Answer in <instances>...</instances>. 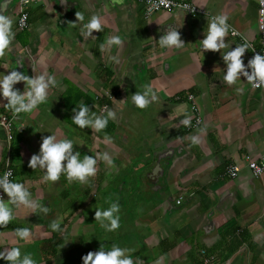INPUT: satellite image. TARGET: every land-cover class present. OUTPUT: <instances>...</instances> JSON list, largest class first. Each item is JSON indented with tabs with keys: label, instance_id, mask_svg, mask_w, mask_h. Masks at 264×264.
Returning a JSON list of instances; mask_svg holds the SVG:
<instances>
[{
	"label": "crops",
	"instance_id": "crops-1",
	"mask_svg": "<svg viewBox=\"0 0 264 264\" xmlns=\"http://www.w3.org/2000/svg\"><path fill=\"white\" fill-rule=\"evenodd\" d=\"M67 1L70 5L66 7H59L57 0L27 4L26 38L19 40L15 35L14 51L0 60L2 79L21 67L19 60L10 65L9 55L28 51L35 58L29 76L46 73L58 82L49 89L45 103L31 113H21L19 129L13 123L17 117L5 108L7 101L0 93V115L12 117L13 123L10 142L0 128V177L9 161L15 172L12 181L24 183L32 198L50 209L44 214L13 207L16 219L8 227H0V251L19 246L22 255L30 254L37 264H83L82 256L89 251H98L102 244L109 250L115 243L131 249L132 259L143 264L158 260L161 264H264V175L256 178L247 168L235 178L225 174L228 164L244 165L246 155L264 153V88L252 89L246 77L231 87L222 82L227 70L222 51L242 43L237 35L229 31V47L220 52L202 48L208 21L221 13L228 15L232 28L257 42V0H191L204 12L191 15L174 10L149 18L137 0H123L115 6L112 0ZM77 11L84 14L83 22H77ZM33 13L37 29L30 26ZM94 14L105 27L94 30L96 39L85 41L80 29ZM12 20L16 25V19ZM69 22L77 23L72 26ZM172 27L181 33L183 49L159 46L160 37ZM113 35L121 37L123 47L113 46L109 51L106 46L101 53L99 45ZM117 54L119 64L110 60ZM250 59L249 49L244 63ZM149 83L159 89V102L139 109L131 95L143 92ZM14 87L23 93L25 82ZM237 87L244 89L243 94H237ZM80 103L97 115H106L101 105L107 103V109L117 113L115 121L109 120L111 130L93 133L91 128L75 125L73 109ZM192 105L202 122L194 128L183 127V113L194 115ZM52 133L58 139L73 140L81 159L86 154L108 152L117 164L110 168L99 161L90 185L69 183L63 175L57 183L42 182L45 172L31 169L28 162L33 154H39L42 138ZM105 135L112 138L111 143L105 142ZM193 135H199L200 144L191 143ZM158 157L165 168L163 174L151 173ZM134 165L140 169L141 191L145 188L149 192L143 195L141 211L136 206L124 208L130 205L126 203L122 207L124 211L134 208L136 214L126 227L138 236L120 240L128 233L120 220L122 231L117 238L102 243L80 240L91 228V218L84 214L81 201L96 196V189L112 188L113 178ZM135 185L128 184L127 197L133 192L138 199L142 194ZM117 188L124 186L121 183ZM54 220L60 223L61 231L50 228ZM23 227L33 233L28 243L14 233ZM0 264L8 262L0 259Z\"/></svg>",
	"mask_w": 264,
	"mask_h": 264
},
{
	"label": "clouds",
	"instance_id": "clouds-1",
	"mask_svg": "<svg viewBox=\"0 0 264 264\" xmlns=\"http://www.w3.org/2000/svg\"><path fill=\"white\" fill-rule=\"evenodd\" d=\"M32 0H23V3L30 4ZM151 3L152 0H149ZM260 5V15L264 16V0H257ZM112 4H123V0H112ZM172 7V0H158L155 5L159 7ZM202 6V5H200ZM186 9L195 11V8L184 6ZM203 7V6H202ZM77 22L84 21V14L76 12ZM26 19V18H25ZM229 17L227 14L221 13L213 16L208 21L207 32L202 40L203 51L220 52L229 47L226 39L231 30L233 36L242 35L228 23ZM77 22H69L72 26H76ZM21 25L24 20L20 21ZM105 25L99 15H92L87 23H83L80 29V35L84 40L96 39L93 36L95 31H103ZM16 33L13 31V20L11 17L0 11V60L8 53L13 52V41ZM243 43L229 51H222V58L227 65V70L223 76V83L228 86H234L241 79L246 77V80L251 84L252 89L264 87V55L256 53L250 59L247 65L244 63L243 57L246 50H249L251 45L247 38L242 36ZM161 48L168 49H183L185 42L181 38V33L175 27L169 28L164 35L158 40ZM124 41L118 35L109 36L105 43L99 45V50L103 53L106 50H111L113 46L117 49L122 48ZM255 51V49H252ZM110 60L116 64L120 63L118 54L111 56ZM22 64V63H21ZM6 67V65H4ZM7 68V67H6ZM251 69V71H249ZM35 70V69H34ZM19 82H25V91L21 93L14 86ZM56 77L53 75L41 74L34 77L26 75L20 71L12 70L10 74H6L0 79V93L7 101L4 104L5 108L12 112L14 117H18L21 113H31L37 109L39 105L45 103L48 99L49 89L57 86ZM143 92L137 91L131 95L133 104L139 109H147L154 102H159L158 91L154 89L152 84H145ZM237 94H243L244 89L237 87ZM106 115H97L91 108L84 103H80L78 108H74L75 115L72 121L81 129L91 128L93 133H98L105 130L109 120L115 121L117 113L113 109H105ZM184 118L180 121L183 127H191L193 117L187 112L183 113ZM201 122L197 120V124ZM105 142L111 143L112 138L105 135ZM199 135L191 137L193 145L200 144ZM82 145V144H81ZM103 161L108 167H114L112 156L108 152L96 153V155H84L80 158V152L74 148V141L67 138L58 139L57 135L44 136L40 145L39 154H33L28 162V167L33 170L41 169L45 172L42 177V182H59L61 176H65L69 183L78 182L83 185H90L91 179L95 178L98 172V162ZM256 168V165H252ZM231 171V170H230ZM235 171H239L237 167ZM259 171V170H258ZM234 174V172H233ZM12 172L9 170L0 177V188L7 194V202L0 198V227L6 228L16 219L13 207L16 209L26 208L30 213L42 212L47 214L50 209L47 206L38 203V200L32 198L31 192L24 183L13 182L10 177ZM3 197V196H0ZM11 205V206H10ZM120 204L119 202L110 203V207L105 210L97 208L95 210V221H98L100 227L106 232H115L120 227ZM50 228L53 231H61L60 223L52 221ZM15 236L20 240L28 243L31 241L33 233L30 228H16ZM132 250L121 248L115 243L111 249L105 250L103 244L98 251H89L82 256L83 264H143L140 259L133 260L129 254ZM0 259L8 262V264H37L36 260L30 254H23L19 246H11L0 251ZM156 264H161L157 261Z\"/></svg>",
	"mask_w": 264,
	"mask_h": 264
},
{
	"label": "rangeland",
	"instance_id": "rangeland-1",
	"mask_svg": "<svg viewBox=\"0 0 264 264\" xmlns=\"http://www.w3.org/2000/svg\"><path fill=\"white\" fill-rule=\"evenodd\" d=\"M35 11V9L33 10ZM36 17L33 14H31V19H30V26L33 29H37V26L39 25V23L35 22ZM28 31H25L23 34L19 35V40H22L24 38H26V34ZM20 116H22V114H20L17 118H15L13 120V123L15 125V127H17L18 129L20 128ZM15 164H18V162H15ZM114 164H117L114 161ZM122 171V170H121ZM139 173H140V169L137 168L135 165L133 166V169L130 168V170L125 169L124 172H122L119 175H116V177H114L111 182L113 183L112 188L107 187L104 190H99L96 189L95 194L96 196L92 197L89 196L86 199H84L85 201L80 203V205L82 206V208L84 209V214L88 215L87 218H91V224H89L91 226L90 228V232L87 233V236H80L81 238H79L80 240H96L98 242L103 241V240H113L114 238H117L120 235V230L121 227L115 231V232H106L103 228L100 227V224L98 221H95V210L97 208L101 209V210H105L108 207H110V203L112 202H119L120 204V212H119V216H120V220L124 221V227H126V223H130L131 219L133 217V214L135 212H133L134 208H131L130 210H127L128 207H133L136 206V208H138L140 211L142 210V204H144V198L147 192H149L148 189H143L141 191V181L138 179L139 177ZM125 178V179H123ZM130 180H126L129 179ZM122 179V180H121ZM123 184L124 188L122 190L117 188V185L120 186V184ZM132 184L135 185L138 190L139 196L137 195V198H134L135 195L132 192L130 194L129 197H127L126 193H129V187L128 184ZM110 188V189H109ZM127 188V189H126ZM76 191V190H75ZM70 192V191H69ZM60 199H62L61 195H58ZM134 196V197H133ZM153 197L155 198V194L153 193ZM64 203V202H63ZM130 204L127 206H124V208H127L124 211V208L122 207V205L124 204ZM136 214V213H135ZM120 221V222H122ZM84 228H88V223H84ZM127 228V236L124 238V236L121 237L120 240H134V237L136 238V236H138V234L136 233L137 231H135L134 229H129ZM122 231V230H121ZM78 234V233H77ZM86 234V233H85ZM144 238V236H143ZM76 240V239H74ZM136 240V239H135ZM102 243V242H100ZM101 246V245H100Z\"/></svg>",
	"mask_w": 264,
	"mask_h": 264
},
{
	"label": "built area",
	"instance_id": "built-area-1",
	"mask_svg": "<svg viewBox=\"0 0 264 264\" xmlns=\"http://www.w3.org/2000/svg\"><path fill=\"white\" fill-rule=\"evenodd\" d=\"M137 2L142 6L143 9V13L144 16L146 18H149L150 16H152L153 14L157 13V12H171L174 10H182V11H186L187 13L194 15L200 12H204L203 10L199 9L198 7H196L191 0H172V7L170 8H164V7H159L156 8L155 5L158 3V0H152V2L150 3L149 0H137ZM26 5L25 3H23V0H19V10H18V15H17V19H16V26L18 29L20 30H25L28 27V19H29V13L26 9ZM188 5L190 8H195V11L186 9L184 6ZM260 5L257 2V29H258V38H257V42H254L250 39H248L247 37V41L248 43L251 45L250 47V51H251V58L254 57V55L258 52L262 55H264V16L260 15ZM26 18V19H25ZM24 20V24L21 25L20 21ZM238 32V31H237ZM231 33V30H230ZM242 43L244 42V40L242 39V35H237ZM245 37V36H243ZM252 49H255V51H253ZM264 88V87H262ZM191 98V96H189V99ZM108 108V104L104 103L101 105V110L105 111V109ZM192 111L194 113L193 115V119H192V126L189 128H194L200 124H197V120H199L200 122H202V118L201 116L198 114L197 111V107L192 105L191 106ZM0 128H2L6 134V140L8 142H10V140L12 139V129H13V123H12V117L7 116V115H0ZM8 149H9V145H8ZM244 165H240L238 163H230L225 167V174L230 177V178H235L237 177L240 172L242 171L243 168H247L251 174L256 177L259 178L261 176L264 175V153H261L259 155H257L256 157H253L252 155L248 154L244 157ZM255 164L256 168H253L252 165ZM239 168V171H235L236 168ZM11 171L12 172V176L10 177L11 180H13L14 178V170L12 168V166L10 165L9 161H6L5 164V168L2 172L1 177H3L4 173L7 171ZM231 170V171H230ZM259 170V171H258ZM234 172V174H233ZM7 194L4 193L3 189L0 188V198H5ZM180 200H177V203H179Z\"/></svg>",
	"mask_w": 264,
	"mask_h": 264
},
{
	"label": "flooded vegetation",
	"instance_id": "flooded-vegetation-1",
	"mask_svg": "<svg viewBox=\"0 0 264 264\" xmlns=\"http://www.w3.org/2000/svg\"><path fill=\"white\" fill-rule=\"evenodd\" d=\"M7 10L4 11L6 15H9L12 19L15 18L17 19L18 15V10H19V0H9L8 5H7ZM13 31L16 33V37H19L20 34H23L25 30H20L17 28L16 25H13ZM22 54V55H21ZM17 55V56H16ZM34 59L33 55L30 52H19L16 51L9 55L7 58V61L9 62L10 65L20 61L19 64H21V67L18 71H21L22 73L29 75L32 74L31 69L34 67ZM12 63V64H11ZM13 69V68H12ZM15 70V69H14Z\"/></svg>",
	"mask_w": 264,
	"mask_h": 264
},
{
	"label": "water",
	"instance_id": "water-1",
	"mask_svg": "<svg viewBox=\"0 0 264 264\" xmlns=\"http://www.w3.org/2000/svg\"><path fill=\"white\" fill-rule=\"evenodd\" d=\"M6 1L7 0H0V11H2V9L5 8L6 5ZM58 1V6L59 7H66V5H70L67 0H57ZM68 3V4H67ZM169 164V162H166L165 164ZM164 167H162L161 163H160V157L157 158L156 163L152 166L151 169V173L156 174L157 171L161 172V174H163L164 171Z\"/></svg>",
	"mask_w": 264,
	"mask_h": 264
},
{
	"label": "trees",
	"instance_id": "trees-1",
	"mask_svg": "<svg viewBox=\"0 0 264 264\" xmlns=\"http://www.w3.org/2000/svg\"><path fill=\"white\" fill-rule=\"evenodd\" d=\"M69 104H70V102H68ZM73 105V104H72ZM112 126V125H111ZM111 126L110 127H107L105 130H108V131H110L111 130ZM13 168V167H12ZM13 170H14V168H13ZM15 173V172H14ZM56 245V244H55ZM55 245H54V247H55Z\"/></svg>",
	"mask_w": 264,
	"mask_h": 264
}]
</instances>
